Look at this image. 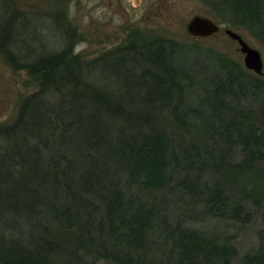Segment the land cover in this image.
I'll use <instances>...</instances> for the list:
<instances>
[{
    "label": "trees",
    "instance_id": "obj_1",
    "mask_svg": "<svg viewBox=\"0 0 264 264\" xmlns=\"http://www.w3.org/2000/svg\"><path fill=\"white\" fill-rule=\"evenodd\" d=\"M209 1L264 39V0ZM4 4L0 51L38 88L0 126L1 264H234L229 240L186 222L264 209V83L219 52L180 63L187 48L156 37L88 63L67 48L26 62ZM247 91L263 95L258 119ZM179 192L190 213L171 222ZM242 264H264V246Z\"/></svg>",
    "mask_w": 264,
    "mask_h": 264
},
{
    "label": "rangeland",
    "instance_id": "obj_2",
    "mask_svg": "<svg viewBox=\"0 0 264 264\" xmlns=\"http://www.w3.org/2000/svg\"><path fill=\"white\" fill-rule=\"evenodd\" d=\"M11 4L9 13L18 12L20 18L15 24V46L12 48L26 62L67 48L69 53L80 54L83 63H88L117 48L122 51L130 43L140 45L144 41L148 47L156 37L176 41L188 49H180L181 56L176 55L178 59L183 58L180 63H195L194 60L198 66L199 63H216L214 59L219 52L231 63L240 65L253 80L264 83V65L262 74L247 69L239 43L230 38L225 29L238 32L249 45L258 49L263 63L264 39L247 27L222 22L209 0H11ZM3 7L4 0H0V17ZM195 15L218 22L219 32L204 38L192 36L187 31V23ZM209 85L207 80L199 82L202 91ZM37 88L35 79L26 70L14 69L0 51V126L14 122L22 99ZM194 97V94L190 95L191 99ZM262 98V93L257 95L252 91H247L241 98L243 103L253 105L257 119L263 108ZM200 106L205 110L208 102L203 101ZM173 196L174 203L166 209L171 222L190 213L186 208L188 204L179 198L180 192ZM255 210L247 224L204 218L200 214L187 220L186 224L204 233L216 234L221 240H229L238 251L234 264H242L245 256L264 246V209Z\"/></svg>",
    "mask_w": 264,
    "mask_h": 264
},
{
    "label": "water",
    "instance_id": "obj_3",
    "mask_svg": "<svg viewBox=\"0 0 264 264\" xmlns=\"http://www.w3.org/2000/svg\"><path fill=\"white\" fill-rule=\"evenodd\" d=\"M220 30V24L210 17L203 15L193 16L187 23V31L195 37L204 38L209 37ZM225 32L232 38L236 40L240 45V50L244 54V63L247 69L253 70L257 74H262L263 72V59L261 52L249 45V43L242 37L241 34L232 30L231 28H226Z\"/></svg>",
    "mask_w": 264,
    "mask_h": 264
}]
</instances>
